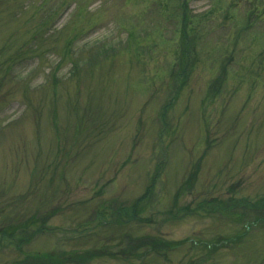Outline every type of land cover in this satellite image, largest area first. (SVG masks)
Instances as JSON below:
<instances>
[{"label":"rangeland","instance_id":"374dc122","mask_svg":"<svg viewBox=\"0 0 264 264\" xmlns=\"http://www.w3.org/2000/svg\"><path fill=\"white\" fill-rule=\"evenodd\" d=\"M181 1L0 0V264H264V0Z\"/></svg>","mask_w":264,"mask_h":264},{"label":"trees","instance_id":"16d2710c","mask_svg":"<svg viewBox=\"0 0 264 264\" xmlns=\"http://www.w3.org/2000/svg\"><path fill=\"white\" fill-rule=\"evenodd\" d=\"M181 3H182V5H185L186 4V0H182ZM182 17H183V19L187 17L185 12L182 14ZM138 201L135 204H133L132 206H129V214H130L129 220H132L133 218L137 217V214L139 213L138 212ZM203 201H205L206 203L208 202L205 199ZM211 202L213 203V200H211L208 203H211ZM216 202L218 203V205H216L215 207L213 206L215 211L224 210L227 207V204H224V206H221L220 203L222 202V200H219V201H216ZM257 202L259 204L258 206L262 205L264 207V197L263 196L260 197ZM254 204H256V203H254ZM197 208H199V207H197ZM117 212H118V214H116L115 216L118 217L120 223H123L122 222L123 221V218H122L123 216L120 215V211L117 210ZM175 214L180 215L181 214V210L179 208L176 209V208L173 207L170 210L169 215H171L170 217L177 216ZM48 216H49V214H41V213L35 214L33 216H30L28 218V220H26L28 222L24 221L22 224H8V225H6L5 227H3L0 230L2 231V234L3 235L5 234L4 236H7V237H9L11 235H14L19 229H24V227L27 226V224L28 225H31V224L35 225V230H34L35 233L42 232V231H48L49 229H51L50 226L45 224V222H46L45 220H46V218H48ZM16 240H17V238H16ZM17 242H19V241H17ZM159 243L162 244L160 247H161V250L164 251L163 253L166 252V249L168 247H172V245H171L172 242H168V240L167 241L166 240H161V241L159 240V242H152V243H149V244L146 243V245H148V249H146V250H151V249L155 250V249H157ZM211 244H214V243H211ZM143 245H144V243H140L138 245V247H140V246L142 247ZM149 246H151V247H149ZM216 246H217V244H216ZM96 253L97 252H94V251H85V252H82V253H77V254H72V255H67L66 256V254L64 252H62V253L58 254L56 256L57 259H55L53 254L49 252V253L38 254L35 257V261L38 264H65V262L72 261L77 256H82V257H84L86 259L93 258V257L97 256ZM16 264H19V263H16Z\"/></svg>","mask_w":264,"mask_h":264}]
</instances>
